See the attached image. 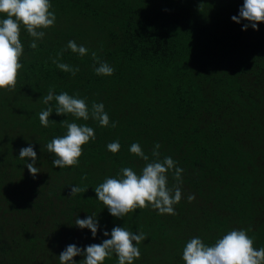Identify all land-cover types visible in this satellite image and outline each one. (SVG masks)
I'll return each instance as SVG.
<instances>
[{
  "label": "trees",
  "instance_id": "obj_1",
  "mask_svg": "<svg viewBox=\"0 0 264 264\" xmlns=\"http://www.w3.org/2000/svg\"><path fill=\"white\" fill-rule=\"evenodd\" d=\"M54 1L50 10L69 26L44 29L37 49L21 26L23 67L14 89H0V264H60L68 245L102 243L117 226L146 234L133 264H184L190 238L212 245L233 229L264 247V22L258 31L242 30L249 22L231 19L243 0H99L81 9ZM70 40L88 54L66 49ZM62 49L61 62L78 67L75 75L52 63ZM93 51L114 68L111 76L94 72ZM50 88L78 94L89 108L103 103L109 126L55 111L42 126ZM65 119L92 127L95 140L82 146L78 165L59 168L46 144L66 134ZM117 140L112 153L107 144ZM132 143L150 159L160 144L161 158L171 156L183 169L175 215L149 206L118 218L98 200L94 188L105 177L145 166L130 153ZM29 145L37 153L35 178L25 166L31 159L19 158ZM175 183L170 171L168 185ZM72 185L88 189L72 196ZM92 214L95 237L74 224ZM103 264H118L116 254Z\"/></svg>",
  "mask_w": 264,
  "mask_h": 264
},
{
  "label": "clouds",
  "instance_id": "obj_2",
  "mask_svg": "<svg viewBox=\"0 0 264 264\" xmlns=\"http://www.w3.org/2000/svg\"><path fill=\"white\" fill-rule=\"evenodd\" d=\"M51 8L50 0H0V14L6 15V18L0 19V89H14L19 71L23 67L20 62L24 51L20 39L21 26L33 38L29 46L37 49V41L45 36L44 29L55 25L56 15L54 11H50ZM231 19L237 23L241 20L248 21L242 30H247L250 25L258 31V24L264 22V0H243L239 15H234ZM66 49L80 56L88 54V49L83 45H77L74 40L68 41ZM63 51L62 49L57 53L52 63L60 70L75 75L79 68L61 62ZM91 55L95 62L94 72L97 75L111 76L114 73V68L101 60L95 51ZM52 101H55L54 107L50 104ZM43 103L49 105L39 113L40 124L44 127H48L49 117L53 111L57 115L71 114L77 120L88 121L91 118L102 127H108L110 124L103 103L93 102L89 108L86 100L79 98L78 94L69 95L67 92L56 94L54 89L50 88L47 95L43 96ZM61 124L66 128V134L52 138L46 144L47 151L55 156L52 161L54 167L76 166L82 155V146L90 140H95V131L87 124L69 122L67 119L61 121ZM111 127L115 128L116 123L113 122ZM160 147V144H155L150 159L139 143H132L130 153L145 162L141 171L137 173L132 167H121L116 176L105 177L103 182L94 188L98 200L103 202L112 216L124 217L136 209L149 206L158 210L161 215L176 214L174 205L182 198L180 184L183 169L176 166V161L171 156L161 158ZM107 149L117 153L120 149L119 141L108 143ZM19 158L31 159L25 166L35 178L40 171L36 167L37 153L33 146L21 148ZM170 171L173 172L176 181L171 187L168 185ZM81 179L85 180L87 176ZM87 189L86 186L72 185L71 195L84 193ZM187 199L192 202L195 196L190 194ZM96 215L92 214L84 219L77 217L74 224L81 229H90L92 236L95 237L99 227ZM103 235L108 236L109 233L104 231ZM110 235V239L84 248L75 244L68 245L59 254L60 264H76L73 257L78 255L84 257L80 264H103L113 253L118 258V264H133L134 260L140 258L141 252L137 245L147 238L143 231L132 232L125 227L117 226L111 230ZM181 258L184 264H264V247L258 249L254 247V240L247 234V230L233 229L217 238L212 245L205 244L198 236L190 238L183 247Z\"/></svg>",
  "mask_w": 264,
  "mask_h": 264
},
{
  "label": "rangeland",
  "instance_id": "obj_3",
  "mask_svg": "<svg viewBox=\"0 0 264 264\" xmlns=\"http://www.w3.org/2000/svg\"><path fill=\"white\" fill-rule=\"evenodd\" d=\"M50 1L55 2L54 0H50ZM80 1H85V0H80ZM87 1H89V2L84 4V5L82 3H79L80 5L77 4L75 0H60V3L63 4L64 6L68 7V8H71V6H76L79 9L87 8L88 6H91L93 8V7H95V5H97L99 3V0H87ZM89 3H92L94 6L90 5ZM50 11H52V10H50ZM55 24H57V25L60 24L63 27H66V28L69 26L68 23L65 24V23L60 22L58 15H56ZM60 25H58V26H60Z\"/></svg>",
  "mask_w": 264,
  "mask_h": 264
}]
</instances>
